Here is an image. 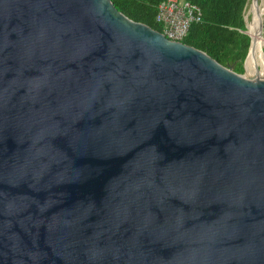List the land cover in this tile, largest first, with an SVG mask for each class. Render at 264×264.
<instances>
[{
  "label": "water",
  "instance_id": "obj_1",
  "mask_svg": "<svg viewBox=\"0 0 264 264\" xmlns=\"http://www.w3.org/2000/svg\"><path fill=\"white\" fill-rule=\"evenodd\" d=\"M242 20L236 73L109 0H0V264H264Z\"/></svg>",
  "mask_w": 264,
  "mask_h": 264
},
{
  "label": "trees",
  "instance_id": "obj_2",
  "mask_svg": "<svg viewBox=\"0 0 264 264\" xmlns=\"http://www.w3.org/2000/svg\"><path fill=\"white\" fill-rule=\"evenodd\" d=\"M109 1L117 11L130 20L145 24L156 31H161L160 24L154 21L155 5L161 0ZM187 1L199 7L202 20L190 24L181 42L205 52L220 65L230 66L234 72L241 73L242 62L249 43V37L242 32L244 30L242 10L246 0ZM256 8L261 17L262 5H257ZM247 13L250 15L249 10H247ZM262 31L264 32V14L262 16ZM248 32L251 35L252 30L249 26ZM262 52L264 60V48ZM249 62L250 59L247 54L244 68L248 67ZM260 65L261 60L259 57L255 64L256 69Z\"/></svg>",
  "mask_w": 264,
  "mask_h": 264
},
{
  "label": "built area",
  "instance_id": "obj_3",
  "mask_svg": "<svg viewBox=\"0 0 264 264\" xmlns=\"http://www.w3.org/2000/svg\"><path fill=\"white\" fill-rule=\"evenodd\" d=\"M201 20L199 7L187 0H161L155 5L154 21L160 24V33L171 41L180 42L190 24Z\"/></svg>",
  "mask_w": 264,
  "mask_h": 264
},
{
  "label": "bare ground",
  "instance_id": "obj_4",
  "mask_svg": "<svg viewBox=\"0 0 264 264\" xmlns=\"http://www.w3.org/2000/svg\"><path fill=\"white\" fill-rule=\"evenodd\" d=\"M260 4L262 5V8H261L262 9L261 15H262V13L264 12V0H261ZM252 8L256 9L257 12H255V13H259L256 6L253 5L251 3V0H250L249 6H248L250 17L252 14V10H251ZM260 20H261V17L259 16V18L256 21H255V18L251 19L250 21H246L248 26L252 30V33H251V35L249 34V36L251 38V45H250V49L248 52L250 62H249L248 67L245 68V72L248 71L249 74H253V76H255V77H260V75H261V65L256 69L255 64H256V61L258 60V58L260 57V50L264 45V34L262 32V29L260 28ZM247 24H246V27H247V31H248ZM259 34H261V37L259 36ZM258 37H260V39L262 40V42H263L262 44L258 43ZM253 51H254V54H252Z\"/></svg>",
  "mask_w": 264,
  "mask_h": 264
},
{
  "label": "rangeland",
  "instance_id": "obj_5",
  "mask_svg": "<svg viewBox=\"0 0 264 264\" xmlns=\"http://www.w3.org/2000/svg\"><path fill=\"white\" fill-rule=\"evenodd\" d=\"M249 2H250V0H246V3H245V6H244V9H243V11H242V16H243V19H244V21H245L246 24H247L246 21H249L250 18H251V19L255 18V21L259 18V13H255V12H257L255 8H252V9H251V10H252L251 17H250V15L247 13L248 6H249ZM260 2H261V0H257V5H260ZM255 14H256V15H255ZM257 17H258V18H257ZM260 37H261V36H260ZM260 37H258V43H259V44H262L263 42H262V40L260 39ZM252 54H254V51L252 52ZM246 73L249 74L248 71H246ZM250 75L253 76V74H250Z\"/></svg>",
  "mask_w": 264,
  "mask_h": 264
}]
</instances>
